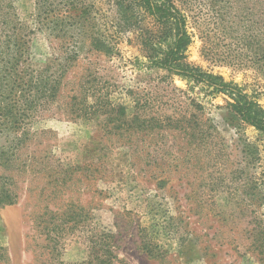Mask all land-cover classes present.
<instances>
[{
	"label": "rangeland",
	"instance_id": "rangeland-1",
	"mask_svg": "<svg viewBox=\"0 0 264 264\" xmlns=\"http://www.w3.org/2000/svg\"><path fill=\"white\" fill-rule=\"evenodd\" d=\"M130 1L0 0V264H264V132ZM173 1L184 61L264 106V0Z\"/></svg>",
	"mask_w": 264,
	"mask_h": 264
},
{
	"label": "trees",
	"instance_id": "trees-1",
	"mask_svg": "<svg viewBox=\"0 0 264 264\" xmlns=\"http://www.w3.org/2000/svg\"><path fill=\"white\" fill-rule=\"evenodd\" d=\"M131 6L151 15L157 25L162 29L160 35L154 38L150 36L145 39V42L143 41L144 45L152 51L150 59L154 64L197 81H208L215 84L217 90L230 93L234 100L229 103L232 113L241 121L264 132L263 105L255 99L248 97L246 93H243L242 89L233 88L229 83L223 82L219 76L205 73L199 67L184 61V52L191 43L192 37L188 30L187 15L178 8L173 0H131L129 5L125 7L120 5V8L121 10L123 8V11L127 14ZM131 14H133L132 11ZM13 69L16 70V68ZM138 121L137 124L139 127L144 126L142 120L139 119ZM78 215L76 212L69 213L66 220L78 219ZM262 234L263 236L261 238L264 241V233ZM106 248L105 252L109 258L104 259L102 264H116L112 260L115 254L114 249L111 246ZM92 264L100 263L96 262Z\"/></svg>",
	"mask_w": 264,
	"mask_h": 264
}]
</instances>
